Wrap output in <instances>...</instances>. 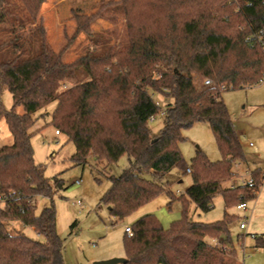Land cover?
I'll list each match as a JSON object with an SVG mask.
<instances>
[{"label": "trees", "instance_id": "1", "mask_svg": "<svg viewBox=\"0 0 264 264\" xmlns=\"http://www.w3.org/2000/svg\"><path fill=\"white\" fill-rule=\"evenodd\" d=\"M45 1L0 0V120L13 137L12 145L0 147V264H65L53 201L63 181L46 177L31 142L36 114L53 102L57 107L50 124L75 144V165L93 157L109 167L128 157V167L109 177L111 187L102 198L120 222L163 192L170 203L176 199L166 177L183 166L184 133L208 124L221 159L212 162L202 152L193 159V185L179 198L183 219L166 230L155 215H145L131 225L132 236L125 233L123 245L127 264H236L237 252L229 240L235 216L226 211L215 223L196 222L186 207L191 202L206 213L217 195L227 207L238 206L255 199L264 184L262 172L255 170L256 196H250V186L223 187L226 181L235 182L234 166L246 157L222 99L225 90L264 81V0H121L127 42L70 63L64 60L66 48L54 51L46 42L39 22ZM34 30L41 48L27 55L25 45L34 40L27 41L23 33L33 37ZM15 40L20 42L17 55L2 60V51ZM80 70L89 81L62 89ZM196 77L202 80L199 84ZM207 79L211 86L203 83ZM4 91L13 97L11 110L3 106ZM154 95L168 103L158 135L149 128L162 111ZM41 196L52 202L37 214ZM13 222L32 228L44 240L14 234Z\"/></svg>", "mask_w": 264, "mask_h": 264}, {"label": "rangeland", "instance_id": "2", "mask_svg": "<svg viewBox=\"0 0 264 264\" xmlns=\"http://www.w3.org/2000/svg\"><path fill=\"white\" fill-rule=\"evenodd\" d=\"M39 22L45 30L48 46L54 51L66 48L64 60L69 63L90 53L98 54L108 49H118L128 40L127 16L121 0H46L41 8ZM33 33V37L29 32L23 33L27 41L34 40L32 44L24 42L27 43V55L41 48L38 31L34 30ZM4 37L6 35L3 36L5 40ZM12 37L13 35L7 38ZM15 46H20L19 40L4 48L2 60H10L17 55ZM78 73L74 80L65 82L62 89L89 81L83 71ZM201 81L196 77L197 84ZM154 98L162 111L150 121L149 128L153 135H158L164 126L163 112L168 103L158 95H154ZM222 99L235 123L247 160L236 163L234 172H238L246 182L253 176L249 173L250 170L264 169V81L245 89L225 90ZM2 103L6 110L13 108V97L9 91H4ZM56 107L57 102H53L36 114L38 121L33 128L34 136L31 142L35 161L44 166L46 177L63 181L64 188L54 196L53 201L57 212V233L64 244L65 264H95L113 258L126 259L123 245L126 226H131L147 214H153L164 229H170L183 219L185 208L179 198L185 196L193 185L192 175L187 169H191L197 153L202 152L212 162L221 159L209 125L200 123L194 126L184 133L186 140L180 144L184 158L183 166L175 168L166 177V181L171 183L170 189L176 199L170 203L167 192H163L137 213L120 222L111 216L110 207L102 202V198L111 187L109 177L120 176L128 167V157H122L117 164L109 167L106 164H98L93 157H90L85 165H75L71 160L76 153L75 144L65 135H57L56 128L50 124ZM18 112L23 113V109L18 108ZM12 144L13 137L7 123L0 120V147ZM77 181H80V184H76ZM230 184L231 182L227 181L224 186L228 187ZM235 184H239L238 181L234 182V187ZM78 201L81 205L77 204ZM51 202L49 198L38 197L37 214L49 207ZM258 202L260 209H264V189L258 198L247 202L248 209L245 211L238 210L237 206L227 207L221 195L214 197L212 209L206 213L196 209L191 202L186 208L190 219L207 224L222 220L226 211L234 215L236 219L230 227L229 240L237 252L236 264H264V246L259 250L254 248L256 236L253 234L254 230H250L252 210L254 207L258 208ZM245 219L247 230H241L240 224ZM10 229L14 230V234L44 240L32 228L20 222L11 223ZM221 239L228 240L227 237ZM209 241L219 248H230L226 244L222 245L219 240Z\"/></svg>", "mask_w": 264, "mask_h": 264}, {"label": "crops", "instance_id": "3", "mask_svg": "<svg viewBox=\"0 0 264 264\" xmlns=\"http://www.w3.org/2000/svg\"><path fill=\"white\" fill-rule=\"evenodd\" d=\"M255 170H260L262 173L264 172V169H262V168H258V169H255ZM254 171L250 170L249 173H251V175H252ZM235 173H236L235 181H238L239 184H241V183L243 184V182L245 181L244 178H241L238 172H235ZM226 182L223 183V187L224 188H229V187L233 186V184H234V180L233 181H229V182H231L230 186L225 187L224 184ZM262 189H264V184H263L261 190ZM261 190H260V192H261ZM259 194H258V196H259ZM258 196H257V198H258ZM250 230H254L253 234H255V236H256L255 237L256 238V246L254 248L257 249V250L262 249V248H258L257 247L258 242L262 243L263 246H264V209H260L259 202H258V208L254 207L253 210H252V219L250 221Z\"/></svg>", "mask_w": 264, "mask_h": 264}, {"label": "built area", "instance_id": "4", "mask_svg": "<svg viewBox=\"0 0 264 264\" xmlns=\"http://www.w3.org/2000/svg\"><path fill=\"white\" fill-rule=\"evenodd\" d=\"M204 84H205L206 86H211V85H212V81L209 80V79H207V80H205ZM56 134H57V135H60V133H59L58 131H56ZM187 172H188V173H191V170L188 169ZM262 176H263V178H264V172L262 173ZM76 184H80V181H77ZM243 185H245V186H250V187L252 188V189L250 190L251 195H252V196H256V191L254 190V186L256 185V181H255V179H254L253 176H250V178H249L246 182H244ZM77 204H78V205H81V202L78 201ZM237 209L240 210V211H245V210H247V209H248V204H247V202L240 203V204L237 206ZM240 229H241V230H247V219H245V221L242 222V223L240 224ZM125 233H126L128 236H132V228H131V226H126V228H125Z\"/></svg>", "mask_w": 264, "mask_h": 264}, {"label": "water", "instance_id": "5", "mask_svg": "<svg viewBox=\"0 0 264 264\" xmlns=\"http://www.w3.org/2000/svg\"><path fill=\"white\" fill-rule=\"evenodd\" d=\"M128 260L125 258H113L107 261L96 262L95 264H127Z\"/></svg>", "mask_w": 264, "mask_h": 264}]
</instances>
